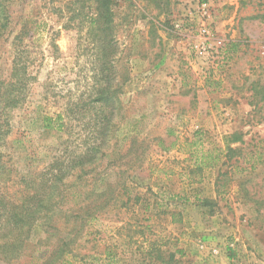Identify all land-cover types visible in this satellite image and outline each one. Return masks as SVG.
<instances>
[{
	"label": "rangeland",
	"instance_id": "rangeland-1",
	"mask_svg": "<svg viewBox=\"0 0 264 264\" xmlns=\"http://www.w3.org/2000/svg\"><path fill=\"white\" fill-rule=\"evenodd\" d=\"M69 2L11 5L13 34L2 45L0 74L9 73L25 25V59L37 78L25 106L13 114L5 147L20 173L46 172L54 158L64 166L72 154L79 157L99 137L98 112H111L94 104L86 116L64 117L71 104L90 98L102 66L97 36L87 22L73 19ZM112 14L120 71L114 80L120 100L111 102L115 123L94 163L66 180L75 186L67 207L81 208L88 191L95 207L106 184L116 188L80 253L92 257L88 264H111L109 255L113 264H163L160 258L227 264L226 256L236 264H264V0H113ZM202 23L224 40L216 60L194 55ZM58 115L67 127L45 132L42 118ZM197 133L210 167L197 162L198 150L190 145ZM234 135L242 141L232 143ZM215 178L216 190L203 192V180ZM8 192L21 195L12 185ZM219 221L227 227L228 250L207 251L205 223ZM44 235L35 232L12 264H41ZM80 260L75 264H87Z\"/></svg>",
	"mask_w": 264,
	"mask_h": 264
},
{
	"label": "trees",
	"instance_id": "trees-1",
	"mask_svg": "<svg viewBox=\"0 0 264 264\" xmlns=\"http://www.w3.org/2000/svg\"><path fill=\"white\" fill-rule=\"evenodd\" d=\"M13 1L0 0V55L2 45L13 34L11 10ZM75 5H80L79 9H73ZM112 5L113 0H70L67 4V8L73 13V19L87 22L89 29L97 36L98 55L102 66L99 69L101 79L95 82L90 98L82 103L71 104L64 117L75 120L77 115L86 116L95 109L94 104L101 105L104 109L110 108L111 112L105 110L98 112L96 122L99 124V137L94 140L95 144L92 147L86 149L79 157L72 154L64 166L59 163L58 158H54L49 169L42 173L32 170L20 173L15 168L10 154L5 150L8 138L13 132V114L25 106L29 90L32 89L31 82L37 79L25 59V54L28 53L27 47H24V41L29 33L27 26L24 25L16 37L18 45L13 65L7 76L0 74V263L12 264L19 259L32 241L35 232L39 230L46 235L40 241V245L44 244L46 251L41 264H75L80 257L88 264L92 258L89 255H82L80 250L89 243L86 237L91 223L96 220L97 213L105 211L109 203V193L116 187L106 184L100 195L99 204L95 207L89 205L93 191H88L83 194L84 205L75 210L67 207V204L72 202L71 195L75 186L66 180L69 181L78 167L94 163L96 152L103 149L110 136V129L114 127L115 111L111 108V102L114 99L120 100L118 97L120 86L114 83L120 76V71L117 70L119 68L115 60L118 49L112 37ZM42 125L45 132L56 133L67 127L63 122V115L55 118L44 116ZM226 141L230 144L229 138ZM241 141L242 138L237 135L231 137L232 143ZM190 145L198 150L195 156L197 162L200 161L201 164L204 159L202 164L210 167L211 155L206 156L201 152L202 135L197 133ZM227 149L229 152L234 151L230 146ZM146 150L147 148H143L140 156L143 157ZM9 185L16 186L21 195L11 197L8 192ZM117 198L120 199V195ZM79 239L80 244L77 245ZM110 257L109 255L108 262L113 264ZM159 260L163 264H170L162 258Z\"/></svg>",
	"mask_w": 264,
	"mask_h": 264
},
{
	"label": "built area",
	"instance_id": "built-area-1",
	"mask_svg": "<svg viewBox=\"0 0 264 264\" xmlns=\"http://www.w3.org/2000/svg\"><path fill=\"white\" fill-rule=\"evenodd\" d=\"M193 44L194 55L200 60H216L222 56V51L225 49L224 40L217 37L211 27L205 23L199 26ZM213 253L218 255L219 251L214 250Z\"/></svg>",
	"mask_w": 264,
	"mask_h": 264
},
{
	"label": "crops",
	"instance_id": "crops-1",
	"mask_svg": "<svg viewBox=\"0 0 264 264\" xmlns=\"http://www.w3.org/2000/svg\"><path fill=\"white\" fill-rule=\"evenodd\" d=\"M219 176V175H218ZM218 178V177H217ZM213 181H207V180H203L202 185H201V190L203 192H205V189L211 190V188L213 190H216V179ZM207 224V228H208V234L206 235L208 244H203V248L207 249V251L209 250L208 247L210 248H214L215 246L220 245L221 248H219V251L222 252V250L225 252L228 250V246L229 244H226V238L225 235L227 232V227L226 224L223 223V221H219L218 225H211V222L209 223H205ZM205 226V225H204ZM210 233V235H209ZM235 255V254H234ZM227 260L226 263L227 264H236L237 262L235 261L236 259L233 258H229L228 256H226Z\"/></svg>",
	"mask_w": 264,
	"mask_h": 264
}]
</instances>
